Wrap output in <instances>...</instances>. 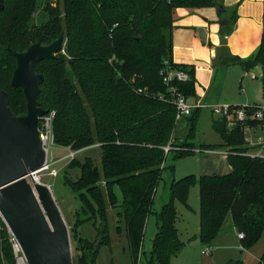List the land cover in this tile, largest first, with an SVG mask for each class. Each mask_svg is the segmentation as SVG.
Instances as JSON below:
<instances>
[{
    "label": "trees",
    "instance_id": "16d2710c",
    "mask_svg": "<svg viewBox=\"0 0 264 264\" xmlns=\"http://www.w3.org/2000/svg\"><path fill=\"white\" fill-rule=\"evenodd\" d=\"M39 1L4 0L0 10V87L6 91L12 111L25 112L22 88L10 83L16 65L13 53L39 39L47 44L63 31L62 49L56 57L36 64L43 75L37 100L43 109L54 111V144L78 152L93 145L100 150L99 165L89 156L82 160L73 157L69 167L77 168L78 175L64 177L82 211L90 214L86 219L76 217L74 226L91 219L93 224L99 221V239L79 238L87 254L76 264H94L101 245L111 248L108 206L118 208L131 264H137L144 253L143 232L150 213L156 217L157 230L149 262L171 264L185 247L175 225V201L188 206V192L195 184L199 230L188 240L213 243L229 214L233 228L243 235L241 247L255 244L264 230V157L244 154L239 128L230 131L223 118L211 123L222 143L201 144L199 148L230 146L235 152L227 154L229 171L172 179L168 200L152 211L169 153L165 154L162 146L173 139L174 159L194 154L196 146L188 140L194 137L201 111L194 108L185 116L187 140L179 142L174 137L175 95L170 88L185 97H195L196 92L193 68L172 61L173 13L177 7L214 6L217 0H45L44 14L36 20ZM238 64L243 71L259 65L264 95V37L257 51ZM165 67L184 70L188 78L173 79L167 85L161 74ZM138 89L142 91L138 93ZM5 228L0 217V264H15ZM116 230L121 227L117 225ZM223 264L243 261L229 259ZM255 264H264V250Z\"/></svg>",
    "mask_w": 264,
    "mask_h": 264
},
{
    "label": "rangeland",
    "instance_id": "374dc122",
    "mask_svg": "<svg viewBox=\"0 0 264 264\" xmlns=\"http://www.w3.org/2000/svg\"><path fill=\"white\" fill-rule=\"evenodd\" d=\"M54 3L56 0H50ZM45 0L39 1V6L37 8L38 16L35 15V19H40V16L44 14L42 7ZM36 14V13H35ZM58 53V52H57ZM227 70V69H226ZM249 72H253L257 75L256 79H251ZM242 72V70L237 66H230L224 74V90L223 94L225 98H232L238 101L247 100L252 101L253 99L261 98L260 89V67L254 66L252 71ZM139 93L140 91L137 90ZM215 117L209 114L207 108H204L199 115L194 137L190 138L188 141H192L196 149L200 147L201 144H219L222 143L219 134L212 128L211 123ZM216 119V118H215ZM188 120L187 117L181 118L176 121V128L174 131V137L177 140L182 141L186 139L188 133ZM49 147V159H54L55 163L52 165L54 169L57 170V175L55 177L46 174L44 171L38 172L37 175L40 176V182L49 186L53 198L59 208V211L65 220L68 228L70 244H71V254L73 262H77L78 258L82 255H86L87 251L82 248V243H80L79 238L88 239L94 241L99 239V221L97 220L93 224L92 219L83 222L78 227L74 226L76 217L79 219H86L89 215L88 213L82 211L81 203L77 199L76 195L64 184V177L75 178L78 175L77 168H70V160L62 158L68 153V150L57 146L54 142L48 143ZM218 149H227L222 146ZM252 150L251 152H254ZM77 160H82L83 157L89 156L93 161L99 165L100 160V150L98 146H90L75 154ZM227 155L221 153H203L196 152L194 149V154H190L181 158H173V150H170L165 159V169L162 172V178L159 181L156 192L154 195V200L152 204V211H158L162 204L166 202L169 198V185L172 179H179L183 176L193 174L199 176L203 173H222L225 172L227 168ZM173 166V169L171 166ZM118 194V191L116 189ZM199 190L198 185H193L190 187L187 197V205L185 206L180 201H175V207L177 210V219L175 225L181 229L178 237L181 240H185L191 235L198 232L199 229ZM119 196V194H118ZM188 207V208H187ZM118 208H112L108 206V234L109 239L112 242L111 248L108 245H101L98 254L95 259L94 264H131V258L129 254V249L127 246L126 239L124 237L123 223L118 220L116 212ZM2 219V218H1ZM3 221V220H2ZM4 222V221H3ZM156 217L153 213H150L146 218L145 228L143 232L142 250L144 253L140 254L138 257L137 264H150V250L152 238L157 230L156 227ZM5 224V223H4ZM119 225L121 230L117 231L116 226ZM6 226V224H5ZM231 226V216L228 214L225 217L222 229L229 228ZM8 232V228H5ZM219 234V235H220ZM238 233L231 235L234 238V242L231 248L222 247L220 251L215 253L210 247L202 246L198 241L192 240L187 247L185 255H183V262L185 264H218V261L228 258V254L234 257H240L245 264H250L254 261V258H259L264 250V230L261 233L259 240L253 244L251 247L247 248L243 253L237 254L236 247H241L239 242H237ZM232 238V237H229ZM208 250L209 253L206 254L203 251ZM183 254V253H182ZM231 256V257H232ZM216 260V261H215Z\"/></svg>",
    "mask_w": 264,
    "mask_h": 264
},
{
    "label": "water",
    "instance_id": "95a60500",
    "mask_svg": "<svg viewBox=\"0 0 264 264\" xmlns=\"http://www.w3.org/2000/svg\"><path fill=\"white\" fill-rule=\"evenodd\" d=\"M3 7L0 0V10ZM197 31L205 40L203 28ZM63 34L47 44L39 39L13 53L16 65L10 83L22 88L25 112L14 113L0 87V216L18 240L27 264H73L65 220L50 188L33 176L45 164L38 120L48 113L37 100L43 75L36 64L56 57Z\"/></svg>",
    "mask_w": 264,
    "mask_h": 264
},
{
    "label": "crops",
    "instance_id": "0c3cea01",
    "mask_svg": "<svg viewBox=\"0 0 264 264\" xmlns=\"http://www.w3.org/2000/svg\"><path fill=\"white\" fill-rule=\"evenodd\" d=\"M199 28H203L205 40L199 37L197 31ZM263 37L264 0H217L214 6L177 7L173 13L172 61L193 68L196 97L206 103H252L263 96L261 84V98L259 99L248 102L247 100L238 101L225 98L223 94L224 74L230 66H237L244 72L238 64L239 61L250 58L259 48ZM252 69L250 70L252 71ZM202 111L203 109H201L200 114ZM209 114L211 115L210 112ZM225 169V172H228L230 168L227 165ZM118 194L120 197L119 191ZM176 227L179 235L181 229ZM235 232L231 224L221 234L219 232L220 235L218 234L213 243L209 245H203L198 239L192 240L198 241L202 246L212 248V251L217 253L222 247L233 249L232 245L235 242L231 235H235ZM190 237L184 240L185 247L177 256L172 258L171 264H185L183 255L186 254L184 252L192 241L188 240ZM237 242L240 244L239 239ZM240 249H242V253L247 250L236 247L237 254H241ZM203 252L209 253L208 250ZM232 255L228 254V258L218 261V264H223L229 259H242L241 256L234 257ZM257 261L258 259L254 258L250 264H255ZM243 264H245L244 261Z\"/></svg>",
    "mask_w": 264,
    "mask_h": 264
},
{
    "label": "built area",
    "instance_id": "2783aa9c",
    "mask_svg": "<svg viewBox=\"0 0 264 264\" xmlns=\"http://www.w3.org/2000/svg\"><path fill=\"white\" fill-rule=\"evenodd\" d=\"M166 63V61H165ZM248 73V71H244ZM161 74H163V81L168 85L173 79L177 80H186L188 74L181 69H173L165 67ZM251 78H256L257 75L253 72L248 73ZM138 91H142L138 89ZM170 91L175 95L173 97V104L175 106V120L179 121L181 118L190 115L194 108H207L211 115L216 119H225L226 127L232 131L235 128H239L242 135V147L245 148L244 154L251 156H260L264 157V95L258 101L252 103H243L235 104L229 102H217L213 104L206 103L199 97H185L182 94L175 93L174 88L171 87ZM54 111H50L45 115H42L38 120V130L40 138L42 141V146L46 152V159L44 166L34 172L33 176L37 182H40V176L37 175L38 172L44 171L46 174L55 177L57 175V170L52 167L55 163L54 159H49V147L48 143L53 142L52 134V117ZM173 139H170L169 142L162 146V149L165 154L170 150L174 149L172 146ZM68 150V153L62 158L72 159L75 157L78 151H74L69 147H63ZM227 149H204V148H195L196 152L203 153H221L227 155L229 153H234L230 146H226ZM255 150L254 152H251ZM48 186V185H47ZM49 187V186H48ZM1 217V216H0ZM7 227V226H6ZM8 228V227H7ZM242 233H238L237 237L240 240L242 238ZM8 240L10 242L12 254L15 260V264H27L26 258L23 254L22 248L8 229ZM207 253V251H205Z\"/></svg>",
    "mask_w": 264,
    "mask_h": 264
}]
</instances>
